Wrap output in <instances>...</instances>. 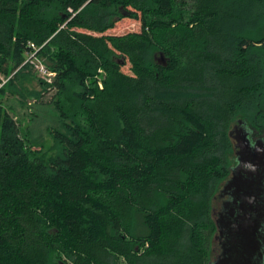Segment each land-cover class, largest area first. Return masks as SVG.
Here are the masks:
<instances>
[{
    "label": "trees",
    "instance_id": "trees-1",
    "mask_svg": "<svg viewBox=\"0 0 264 264\" xmlns=\"http://www.w3.org/2000/svg\"><path fill=\"white\" fill-rule=\"evenodd\" d=\"M48 87L46 150L6 102ZM237 120L264 131V0H0V264H209Z\"/></svg>",
    "mask_w": 264,
    "mask_h": 264
},
{
    "label": "water",
    "instance_id": "water-1",
    "mask_svg": "<svg viewBox=\"0 0 264 264\" xmlns=\"http://www.w3.org/2000/svg\"><path fill=\"white\" fill-rule=\"evenodd\" d=\"M236 164L220 198L229 197L213 215L217 233L209 264H264V141L237 120L229 132ZM213 213V212H212Z\"/></svg>",
    "mask_w": 264,
    "mask_h": 264
},
{
    "label": "rangeland",
    "instance_id": "rangeland-1",
    "mask_svg": "<svg viewBox=\"0 0 264 264\" xmlns=\"http://www.w3.org/2000/svg\"><path fill=\"white\" fill-rule=\"evenodd\" d=\"M140 22L134 20H122L118 22L115 28L108 32L111 35H125L130 32H139ZM123 71L127 74H131L130 64L127 63L124 66ZM35 79L25 84L26 88L30 91H41L42 86L40 85L39 78L36 74ZM105 72H101L98 78L99 87L103 88V79ZM55 90L47 93L46 98L42 103L36 101V99L29 98L26 100V104L23 106L22 101L19 98L8 99L6 107L8 111L19 121H22L23 127L30 134L31 141L38 148H45L49 150L52 147L53 140L49 134L50 129L59 128V120L57 113L53 106L48 103L54 96ZM253 128L252 130H254ZM256 130L254 131V133ZM260 135H264V131L260 130ZM219 202V200H218ZM215 204V203H214ZM218 207L217 203L216 206Z\"/></svg>",
    "mask_w": 264,
    "mask_h": 264
},
{
    "label": "built area",
    "instance_id": "built-area-1",
    "mask_svg": "<svg viewBox=\"0 0 264 264\" xmlns=\"http://www.w3.org/2000/svg\"><path fill=\"white\" fill-rule=\"evenodd\" d=\"M29 46L30 51L27 53V57L23 65H27L31 71L38 76L42 83L47 86L53 85L57 74L51 71L44 60L40 57V48L33 43H29ZM101 72L102 71H100V73ZM49 91L52 92L54 89L48 87V92Z\"/></svg>",
    "mask_w": 264,
    "mask_h": 264
},
{
    "label": "flooded vegetation",
    "instance_id": "flooded-vegetation-1",
    "mask_svg": "<svg viewBox=\"0 0 264 264\" xmlns=\"http://www.w3.org/2000/svg\"><path fill=\"white\" fill-rule=\"evenodd\" d=\"M256 130V132L254 133V131ZM260 130H261V128L260 127H256L254 130H253V140H263L264 141V135H260V133H258V132H260ZM262 131V130H261ZM234 156H235V154H234ZM235 163V159H234V162H233V164H232V166H231V168L232 167H234L236 164H234ZM230 168V169H231ZM230 175H231V171H230ZM230 175H229V177H228V179L225 181V182H223L222 184H221V187L219 188V190H218V192L216 193V195H215V197H214V199H213V207H212V214L213 215H218L222 210H223V208H224V203L228 200V198L229 197H224V198H220V196L222 195V193H221V191H222V189L224 188V185L226 184V182L229 180V178H230ZM218 200H219V202H218ZM215 203V204H214ZM216 203H217V205H218V207H215L216 206ZM216 233H217V228H216ZM215 233V234H216ZM215 234H214V237H215ZM213 237V238H214ZM212 246H213V244H212ZM211 246V256L213 257V255L215 256V257H218V255L220 254V252H218L217 251V253H216V250L215 249H213V247Z\"/></svg>",
    "mask_w": 264,
    "mask_h": 264
}]
</instances>
